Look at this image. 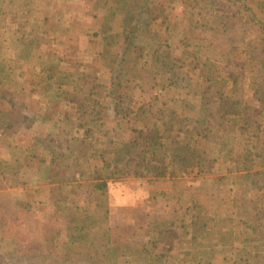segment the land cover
Instances as JSON below:
<instances>
[{
    "label": "trees",
    "instance_id": "16d2710c",
    "mask_svg": "<svg viewBox=\"0 0 264 264\" xmlns=\"http://www.w3.org/2000/svg\"><path fill=\"white\" fill-rule=\"evenodd\" d=\"M102 1L108 4V9L104 14L101 32H95L92 37L102 40L101 44L98 42L102 45L99 52L116 54L109 62V77L103 72L102 64L89 62L85 58L84 52L88 51H83L84 44L79 35H72V31L78 29L69 25L70 17H60V11H56L53 14L58 21L56 25L44 21L41 27L36 26L41 30L48 25L49 29L44 31L46 36L42 33L38 37L47 42L44 58L41 63L32 66L39 69V77H49L54 82L37 78L31 89V98L37 94L35 103L39 111L43 108L44 113L56 115L50 121L53 129L65 126L69 130L63 144L55 140L45 141L39 156L59 158L69 155L72 159L68 169L82 166V162L89 160L88 177L95 181V191L106 192L109 186L106 180L116 177H157L152 180L153 185H165L167 179L177 175L186 177L190 174L188 170L193 158L200 157L203 165V157L208 150L207 142L214 143L216 139H222V144L217 145L215 142L219 167H231L227 171L240 174L241 182L246 178H254L249 167L250 158L257 157L264 161V13L257 6L264 0ZM4 2L0 0V18H6L0 19V30L18 33L19 40L15 58L4 59L0 56V99L4 100L3 105H0V114H6V118L10 112V115L17 114L22 121V128L13 134L8 124L0 122V141H3L0 150L7 148L13 151L12 160L5 167L12 175L21 177L35 159L30 147L25 149L20 145L21 134L32 130L37 116L29 110L27 103L9 99L4 90L14 87L6 88L16 84V80H24L25 73L15 68L14 61L22 60L30 45L38 41L28 38L25 28L27 23L20 20L14 10H8ZM37 3L40 4L39 1ZM129 5L135 9L133 31L116 32L114 25L119 9ZM36 14L39 15L34 13L33 16L36 17ZM42 16L45 20V15ZM107 21L112 24L110 29L104 25ZM211 35L232 36L227 65L219 69L218 65L210 61L198 64L194 60L185 62L182 59L185 53L186 56L198 54L203 48L212 47ZM175 38L179 39L177 43H174ZM175 48H178V55ZM220 54L225 60L227 54L222 51ZM134 59H137L134 75L125 85L121 79L123 66ZM156 63L171 65L173 69L179 64L180 67L191 64L192 74L196 73L202 84L201 95L196 101L198 117L195 121H191L185 112H170L163 108L171 102L165 93L169 85L181 93L180 97L182 92L186 93L183 98L194 93V76L165 72L169 68L161 72L154 67ZM248 71L257 76L256 110H249L245 106L246 102L240 98L241 93H252L244 84ZM61 72L71 74L70 83L65 86L68 92L66 102L56 93L63 87L56 81ZM93 118L100 120V123L95 128L87 127L88 121ZM63 131L66 133V129ZM108 143L112 148V159L107 162L100 160V153L105 151ZM237 147L241 149L237 151ZM261 174L264 193V171ZM84 187L64 185L55 194ZM240 189L241 186H238L236 192L233 190L238 204L233 213L225 216L226 223H229L226 225L232 226L231 231L237 228L249 233L250 230L255 238L264 240V209L251 205ZM65 197L69 199V196ZM150 205H146V210L149 208V212L153 213L158 204ZM167 206L160 205L162 214L168 209ZM81 209L82 205L79 204L73 210L79 214L78 218L71 222L68 220L66 230H75L73 234L78 229L82 233L83 226L93 219L89 215L91 208ZM84 212L87 213L85 218L82 216ZM98 212L99 217L101 212ZM167 223L164 230L159 229L153 236L147 233V241L140 243V249H132L129 244L138 243L136 239L141 237L140 233L131 229L126 220L124 224L118 222L121 232L116 236L117 244L123 246L122 251L118 252L119 259L129 260V254L123 251L126 248L132 249L131 254L136 256L151 254V248L161 243L171 245L180 234L174 230L175 222ZM237 235L238 232L233 237L228 231H220L217 239L214 238L211 253L215 252V248L224 251L229 248L235 264H254L251 258L253 247H237ZM205 239L203 237L200 246L209 247L210 243L203 242ZM1 254L0 264H116L111 258L97 259L86 254L76 259L54 256L48 251H35V254L23 257L9 251ZM261 256L255 258L257 264H264V257Z\"/></svg>",
    "mask_w": 264,
    "mask_h": 264
},
{
    "label": "rangeland",
    "instance_id": "374dc122",
    "mask_svg": "<svg viewBox=\"0 0 264 264\" xmlns=\"http://www.w3.org/2000/svg\"><path fill=\"white\" fill-rule=\"evenodd\" d=\"M3 1H5L4 5L8 10H14L13 12L19 19L25 24L27 23L25 28L28 31V38L36 40L38 43L30 45L22 60L14 61L15 68L25 73L24 80H16V84L6 88L14 87L4 90V94L9 99L18 103H27L29 110L34 111L37 118L33 123L32 130L21 134L20 142L23 144L20 145H23L22 147L25 149L30 147V151L35 157L29 163L30 167H27L29 170L26 173H22L21 177L12 175L5 165L11 162L13 151L7 148L0 150L1 257H3L1 254L3 251L12 252L18 257L33 255L35 251H48L54 256H70L75 259L85 254L97 259L108 260L111 258L112 262L116 264H235L229 248H226V251L215 248V252L211 253L210 249H213L214 238L217 239L222 230L223 232L228 231L233 237H235V232L239 233L237 247L242 249L253 247L252 263H256V257L261 255L264 257V240L255 238L250 230V234L237 228L231 231L232 226L226 225L229 223L225 221V216L233 213L238 204V199L233 192V190L237 191L238 186H241L240 192L244 193L251 205L264 209L263 176L261 174L264 171V161L257 157H251L249 167L252 169L254 178H246L241 182L240 174L227 171L231 167H219L218 165L215 142L217 145L222 144V139H216L214 143L207 142L208 150L203 157L205 160L203 165L200 163V157L193 158L191 168L188 170L190 174L186 177L177 175L169 178L167 179L169 184L166 183V185H153L152 180L157 178L153 176L146 178L116 177L106 180L109 184L106 192L95 191V181L88 177L89 164L87 161L89 160L82 162V166L68 169L72 159L69 155L59 158L40 157V149L45 141L55 140V142L63 144L65 137H68L69 130L65 126L53 129L50 121H53L52 119L56 118V115L44 113L43 108L39 111V106L35 103L38 98L37 94H35L36 98H31V89L35 86V81L41 79L47 80L49 83L54 82V80L48 79L49 77H39V69L33 68L35 66L33 64L42 62L46 49L45 43H47L38 37L49 29L48 25L41 30L36 26L41 27L44 21H48L50 25H56L58 21L53 17L56 11H60V17L65 19L70 17L69 25H74L78 29L72 31V35H79L84 44L83 51H88L84 52L85 58L89 62L102 64L103 72L106 77H109V62L116 54L99 52L102 49V45H100L102 40L92 37L95 32L102 30L108 4L102 0ZM257 6L264 13V1L258 3ZM34 13H39V15L36 14L37 16L34 17ZM134 14L135 9L130 5L120 8L114 25L117 28L116 32H132ZM42 15H45V20ZM104 25L107 29L112 27L109 21ZM46 35L47 33L44 36ZM18 40V33L10 32L7 29L0 30V56L4 59L15 58ZM177 40L179 39L175 38L174 43H177ZM210 40L213 42L212 47L203 48L198 54L192 53L186 56L185 53L182 55V59L185 62L189 59L194 60L198 64L210 61L218 65L219 69L227 65L232 36L211 35ZM58 49L60 48L58 47ZM175 49L177 54L178 48ZM220 51L227 54L225 60ZM136 61L137 59L127 61L123 66L121 79L125 85L129 84L134 75ZM180 66L179 64L173 69L171 65L156 63L154 67L161 72H164L163 69L169 68L165 72L171 71L179 75L192 74L191 64ZM70 75V73L61 72L56 80L63 85L56 93L64 102L68 99L65 86L67 87L70 83ZM192 77L195 78L194 93L188 98H183L186 93L182 92V97H180L181 93L169 85L165 93L171 102L164 105L163 108L170 112H185L191 121H195L198 117L196 101L201 95L202 84L196 73L192 74ZM256 82L257 76L249 73L244 84H246L247 90H251L253 94H240V98L246 102L245 106L249 110L257 109L254 103L258 91V89L255 90ZM53 94L54 91L51 96ZM3 101L0 99V105H3ZM20 109L23 107L20 106ZM10 113H8V118H6V114H0V122L8 124L10 131L16 134L22 128V121L17 114L10 115ZM99 123L100 120L93 118L88 121L86 126L95 128ZM109 124L112 123L109 122ZM63 129H66V133ZM2 143L3 141H0V144ZM231 146L230 148H232ZM237 149L239 151L241 148L237 147ZM100 154V160L108 162L112 159L110 143ZM6 159L8 160L6 161ZM25 175L26 177H24ZM70 184L85 185V187L67 191L68 193L55 194L58 188ZM162 192L164 194H161ZM65 196H69V199L67 200ZM150 203L158 204L154 209L159 211L153 210V213H150L149 208L146 210V205L151 207ZM79 204L82 205L81 211L83 208H91L89 215L93 219L83 226L82 233L78 229L76 234H73L75 230L67 231L66 228L69 224L68 220L71 222L76 217L78 218L79 214L73 210ZM160 205L161 207L168 205V209L163 214L160 212ZM98 211L101 212L99 217L97 216ZM171 215L174 216L170 217ZM82 216L85 218L87 213L84 212ZM125 220L131 225V229L140 233L141 236L136 239L138 243L129 244L132 249L134 247L140 249V243L147 241L146 234L150 233L153 236L159 229V231L164 230L167 227V222H175L174 230L180 234V237L176 238L171 245L161 243L157 247L151 248V250L153 249L151 254L133 256L132 249L126 248L123 251L130 255L128 256L129 260H120L118 252L122 251L123 246L117 244L116 236L121 232L117 223L124 224ZM86 235L89 236L86 237ZM84 237L86 239L82 240ZM203 237H206L203 242L210 243L209 247L200 246ZM131 240L135 242L134 239ZM119 255L121 256V254ZM4 258L8 263V259Z\"/></svg>",
    "mask_w": 264,
    "mask_h": 264
},
{
    "label": "crops",
    "instance_id": "0c3cea01",
    "mask_svg": "<svg viewBox=\"0 0 264 264\" xmlns=\"http://www.w3.org/2000/svg\"><path fill=\"white\" fill-rule=\"evenodd\" d=\"M5 150V149H4ZM8 159H6V161H7ZM167 184H169V183H167ZM166 185V184H165Z\"/></svg>",
    "mask_w": 264,
    "mask_h": 264
},
{
    "label": "bare ground",
    "instance_id": "6f19581e",
    "mask_svg": "<svg viewBox=\"0 0 264 264\" xmlns=\"http://www.w3.org/2000/svg\"><path fill=\"white\" fill-rule=\"evenodd\" d=\"M71 185V184H70ZM130 256V255H129ZM130 258V257H129Z\"/></svg>",
    "mask_w": 264,
    "mask_h": 264
}]
</instances>
